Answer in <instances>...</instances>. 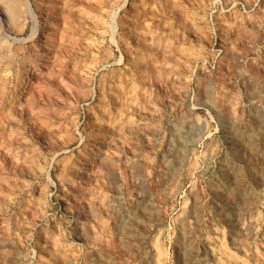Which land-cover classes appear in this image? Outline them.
<instances>
[{"label":"rangeland","instance_id":"1","mask_svg":"<svg viewBox=\"0 0 264 264\" xmlns=\"http://www.w3.org/2000/svg\"><path fill=\"white\" fill-rule=\"evenodd\" d=\"M0 264H264V0H0Z\"/></svg>","mask_w":264,"mask_h":264},{"label":"bare ground","instance_id":"2","mask_svg":"<svg viewBox=\"0 0 264 264\" xmlns=\"http://www.w3.org/2000/svg\"><path fill=\"white\" fill-rule=\"evenodd\" d=\"M27 2V6L30 8V4L28 3V1H26ZM131 2V1H130ZM8 10V9H7Z\"/></svg>","mask_w":264,"mask_h":264}]
</instances>
